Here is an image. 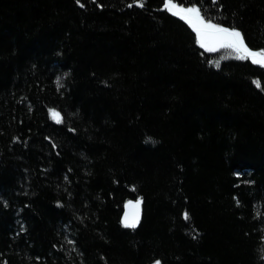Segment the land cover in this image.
Here are the masks:
<instances>
[{"label": "trees", "instance_id": "1", "mask_svg": "<svg viewBox=\"0 0 264 264\" xmlns=\"http://www.w3.org/2000/svg\"><path fill=\"white\" fill-rule=\"evenodd\" d=\"M172 2L264 50V0ZM165 3L0 0V264H264V65Z\"/></svg>", "mask_w": 264, "mask_h": 264}, {"label": "snow or ice", "instance_id": "2", "mask_svg": "<svg viewBox=\"0 0 264 264\" xmlns=\"http://www.w3.org/2000/svg\"><path fill=\"white\" fill-rule=\"evenodd\" d=\"M80 0H77L79 3ZM138 6L143 7V0H136ZM165 8L171 11L173 8L176 9L174 14H181L183 13L182 18L187 19L190 24L193 25L197 37L198 43L200 44L201 48H206L207 51L214 52L217 51L218 48L216 46L211 45H218L220 48H230L233 52L238 53L240 55L237 56L238 59H248L250 58L254 64H261L264 65V50L260 51H253L250 50L244 43V37L242 33L235 28L228 29L225 27H221L218 24L212 22L211 17L205 20L201 16V9L197 7H189V8H180L172 0H166ZM217 66L218 62H217ZM59 83V78H58ZM257 87H260V82H256ZM62 86V85H61ZM51 116L57 123H60L62 118L59 112L55 110H51ZM139 201H137L134 207H139ZM185 219L188 218V213L185 212ZM138 214L135 217L136 222H138ZM124 226L125 227H136V222L128 223V216L125 215L124 218ZM155 264H161L160 261H156Z\"/></svg>", "mask_w": 264, "mask_h": 264}, {"label": "water", "instance_id": "3", "mask_svg": "<svg viewBox=\"0 0 264 264\" xmlns=\"http://www.w3.org/2000/svg\"><path fill=\"white\" fill-rule=\"evenodd\" d=\"M137 201H139V207H134L133 205H136ZM127 214L128 216V223H133L136 222L135 217L138 214V221L140 219V215H141V201L138 200H129L124 204V208H123V214H122V220L124 221L125 215ZM138 223V222H136Z\"/></svg>", "mask_w": 264, "mask_h": 264}, {"label": "rangeland", "instance_id": "4", "mask_svg": "<svg viewBox=\"0 0 264 264\" xmlns=\"http://www.w3.org/2000/svg\"><path fill=\"white\" fill-rule=\"evenodd\" d=\"M197 39H198V37H197ZM211 46H216V47L218 48V50L220 49V50L227 51V52H228L229 54H231V55H232V53H234V54H236V55H240V54H238V53L233 52L232 49H230V48H220L218 45H211ZM205 49H206V48H205Z\"/></svg>", "mask_w": 264, "mask_h": 264}, {"label": "bare ground", "instance_id": "5", "mask_svg": "<svg viewBox=\"0 0 264 264\" xmlns=\"http://www.w3.org/2000/svg\"><path fill=\"white\" fill-rule=\"evenodd\" d=\"M133 200H138V199H133ZM122 222H123V220H122ZM124 223V222H123Z\"/></svg>", "mask_w": 264, "mask_h": 264}]
</instances>
